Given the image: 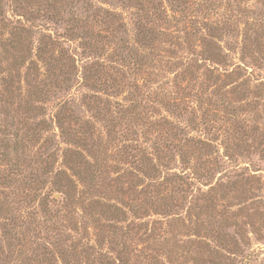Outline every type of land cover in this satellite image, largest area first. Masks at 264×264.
<instances>
[{"label":"rangeland","instance_id":"374dc122","mask_svg":"<svg viewBox=\"0 0 264 264\" xmlns=\"http://www.w3.org/2000/svg\"><path fill=\"white\" fill-rule=\"evenodd\" d=\"M193 1V15L200 24L217 25L229 15L234 20L218 34L221 62L198 60L196 41L179 45L185 36L182 32L180 42L168 38L153 49L161 56L148 86L159 93V87L173 90V77L184 59L197 75L194 90L203 86L206 69H216L219 78L202 102L188 98L195 113L176 118L169 106V110L156 106L154 111L183 125L185 136L181 137L206 140L218 156L209 157L213 176L197 182L187 167L202 163L206 156L198 155L196 149L187 150L185 156L172 150L171 169L162 168L158 180L167 173L182 172L193 185L176 205L152 211L143 205L155 195V189H145L149 180L134 166L132 154L124 157L116 142L121 138L109 140L100 122L96 127L101 131V143L84 155L89 161L93 155L98 162L96 169L92 167L95 176L85 182L72 177L76 185L73 197L62 203V195L52 192L51 183L69 145L55 126L48 131L36 128L39 135L34 137L32 129L39 118H28L41 113L48 120L56 104L68 98L79 109L75 113L83 111L80 98L89 91L78 78L69 88L37 92L34 87L40 79L49 81L37 76L45 71L44 61L52 68L53 58L70 43L60 38V44L53 46L48 36L64 35L67 20L73 14L83 18L87 2L121 13L128 32L120 33L134 49L131 55L126 53L128 61L135 54L152 55L151 49L135 44V10L120 0H0V264H99L103 258L119 257L127 259L126 264H264V0ZM71 43V47L78 45L77 41ZM38 47L43 48L39 60ZM128 72L134 77L135 70ZM34 93L41 97L39 102ZM173 97L169 95L166 102ZM7 123L13 124L8 136L4 131ZM24 134L31 139H24ZM146 151L152 152L150 148ZM54 157L57 163L53 166ZM18 168L25 169L26 183L10 184V179H18ZM113 207L116 219L108 221ZM119 261L115 264H125Z\"/></svg>","mask_w":264,"mask_h":264},{"label":"trees","instance_id":"16d2710c","mask_svg":"<svg viewBox=\"0 0 264 264\" xmlns=\"http://www.w3.org/2000/svg\"><path fill=\"white\" fill-rule=\"evenodd\" d=\"M120 4L135 10L132 13L134 18L132 24L134 41L138 47L142 46L153 51L168 38L175 37L176 42H180L178 34L185 32L179 45L183 42L196 41L198 50L194 52L198 60L221 62L222 46L217 38L222 27H229L233 23L234 20L230 21L231 15L220 24L202 21L203 25H201L200 19L193 15L195 11L193 0H120ZM175 16L177 17L175 18ZM67 23L68 27L65 29L64 35L48 36V39L53 46L60 44V38L69 41L68 49L57 53L56 58H53L55 64L52 65V68L48 69L51 64L44 61L45 71L42 74L38 73L37 76H45L49 81L44 82L43 79H40L34 88L37 92H43L46 88V90L69 88L70 82L78 78L89 91L82 94L80 98L83 111H79L80 115L75 113L79 109L74 105V101L68 98L56 104V110L48 120L40 117L41 113H35L28 117L33 120L39 118L34 122V129H32L34 137L39 135L36 128L39 131H48L52 126H55L62 141L69 145L62 152L61 167L58 166L53 174L52 192L60 193L62 203H64L65 200L69 201L73 197L76 188L75 180L85 182L95 176L98 162H95L93 155L90 157L92 161L85 159L84 155L91 154L98 146L97 143H101V131L96 127L97 122H100L101 125L104 124L103 129L106 130L105 134L109 140L116 141L118 136L121 138L120 143L116 142L124 157L132 154L134 166L149 180L144 188L146 190L147 188L155 189V195L147 194V197L150 195L151 199L144 201L143 208L152 211H164L171 208L176 205L177 199L183 197L187 189L193 185L190 178L182 172L181 174L167 173L161 180H158L162 168L164 171L171 169L169 167L172 160L171 151L182 152L185 156L187 150L191 152L196 149L198 155L206 156L202 163L198 161L191 167H187L197 182L213 176L211 172L213 167H210L209 157L213 154L218 155L214 147L206 140L181 137L185 136L183 125L177 121H170L166 116H162L154 110H156V106H160V109L168 108L166 110H169L170 107V112L176 118L185 113L190 115L195 113L194 108L189 106L188 98L193 96L201 103V98L204 97L207 89L213 87L212 84L217 82L219 74L216 69H206L203 84L205 87L202 86L200 89L194 90L193 86L197 75L192 74L193 66L184 59L182 67L173 77V90H166L164 87H159L162 90L160 93L157 90H149L148 83H152L153 80L151 76H156L152 68L157 66V61L160 62L161 55L154 51L149 58L147 54L140 55V57L135 54L133 61L131 62L132 57L128 61L126 53L131 55L134 49L131 50L130 41L121 34L126 33L127 30L121 13L110 8L96 7L93 3L87 2L84 17L80 19L73 14ZM194 25H197L199 29L204 28L200 32L197 27L194 28ZM73 41H77L78 45L71 47ZM241 48L242 53L243 47ZM41 52H43V48L41 51V48L38 47L36 57L38 60L41 58ZM81 58H87L88 61L82 62ZM116 64L121 68H118ZM30 65H32L31 62L28 69H30ZM132 69L135 70L134 77L128 72ZM47 70L48 74H46ZM79 73L80 75H78ZM123 92L126 93L122 95ZM214 93H218V88L214 89ZM171 94L174 97L171 101L166 102ZM34 95H36L34 100L39 102L41 97H37L36 93ZM121 95L123 96L121 99L111 100V98ZM182 101L185 102L179 107ZM37 108L38 106H34V109ZM85 113L88 114L87 118ZM4 127L6 135H11L9 130L13 124L7 123ZM141 127L144 129L140 130ZM24 139L30 140L31 138H29V134H24ZM147 142L151 143L149 147L145 146ZM147 148H150L152 152L148 153ZM21 154L26 156L23 151ZM52 155L53 153L49 155L50 158ZM56 161L57 158L53 159V166L57 163ZM23 166L27 168L30 165L24 164ZM18 170V179H10V184L12 182L20 184L25 179L27 180V175L24 174L25 169L18 168ZM224 175L226 176V174ZM19 176H21L20 179ZM72 177H75V180H72ZM212 189L213 187L210 188V191ZM141 191L143 192V190ZM208 197L210 204L214 205L212 196ZM195 199L196 203L194 204H197L198 196ZM53 202L57 203V200ZM91 204L96 206L97 201H93ZM66 206L67 204L63 205L64 208ZM116 211V207H113L111 212L113 215L107 217L108 221L116 219ZM66 213L68 214V212ZM118 259L126 264L127 259L121 257ZM118 259L113 258L108 261L103 258L99 264H115ZM51 264H56V261Z\"/></svg>","mask_w":264,"mask_h":264}]
</instances>
